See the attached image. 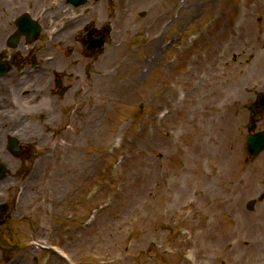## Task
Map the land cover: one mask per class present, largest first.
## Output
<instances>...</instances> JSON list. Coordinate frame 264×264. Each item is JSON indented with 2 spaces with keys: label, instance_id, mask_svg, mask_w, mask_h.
<instances>
[{
  "label": "rangeland",
  "instance_id": "obj_1",
  "mask_svg": "<svg viewBox=\"0 0 264 264\" xmlns=\"http://www.w3.org/2000/svg\"><path fill=\"white\" fill-rule=\"evenodd\" d=\"M111 15L93 18L112 26L101 51L44 65L68 90L14 136L38 141L29 164L2 120L0 264H264V199L246 208L264 151L244 148L264 0H113Z\"/></svg>",
  "mask_w": 264,
  "mask_h": 264
},
{
  "label": "flooded vegetation",
  "instance_id": "obj_2",
  "mask_svg": "<svg viewBox=\"0 0 264 264\" xmlns=\"http://www.w3.org/2000/svg\"><path fill=\"white\" fill-rule=\"evenodd\" d=\"M80 1L0 0V67L4 65L7 68V71L0 73V82H4L10 90L5 93L0 88V98L4 93L8 97L5 108L0 104V113L4 108L15 114L12 118L20 116V119H15L14 122H25L27 115L33 111H37V114L46 112L44 102L47 99L42 98L48 96L51 89L53 92L68 90V87L64 86V73L59 71V75L56 72L51 77L49 70L44 66L46 63L56 69L68 66L74 68L80 63L82 48L97 52L95 49H88V39L96 37L107 23L103 24L102 20L95 22L93 18L112 16L113 0H85L84 4ZM18 20H21V24L27 22L29 25L37 22L41 28L35 37L23 33L15 38L19 28ZM29 36L31 39H28ZM107 38L106 34L105 41ZM60 53H67L71 57L70 61L63 59ZM55 81L58 88L55 87ZM260 93L262 92H255L251 101L254 132L264 130V108H259L255 102ZM1 125L2 116L0 129ZM37 142L27 141L25 144H19L21 156L30 158V149L36 146Z\"/></svg>",
  "mask_w": 264,
  "mask_h": 264
},
{
  "label": "bare ground",
  "instance_id": "obj_3",
  "mask_svg": "<svg viewBox=\"0 0 264 264\" xmlns=\"http://www.w3.org/2000/svg\"><path fill=\"white\" fill-rule=\"evenodd\" d=\"M246 28H247V30L245 31L244 34L246 36H249V34H251L250 29H249V27H246ZM156 47H159V46L156 45ZM0 88H2L3 91H5V93L10 91L8 86L4 82H0ZM5 93H4V96H2L0 98V104L2 105V107L6 106L7 102H8V97L5 95ZM7 95H9V93ZM4 108H3L2 112L0 113V116H3L2 118H4L2 120H8V122H9V119H13V121L11 120L9 124H10L11 127H13L14 131L11 129L9 133H11L12 135L13 134L14 135H16V134H21L22 135L25 132V129L27 128L26 125H25L26 121L25 122H14L15 118H12L11 115L9 116L10 113L7 112ZM3 111H5V112H3ZM6 118H8V119H6ZM3 143H4V139L0 142V145H2ZM8 159H11V156L7 152H4V153L1 152L0 153V161H3L6 164V166L8 168H10L9 165L11 166L13 163H10V161ZM27 162L29 164V160ZM23 164H22V166H23ZM33 167H34V165H33ZM33 167L32 168H29V167L27 168V173H26L27 175L31 174V172L33 171ZM15 170H16V168H15ZM10 173H11V168H10ZM237 246H238V244L235 243L234 246L230 247L228 251L231 252V251L235 250L237 248Z\"/></svg>",
  "mask_w": 264,
  "mask_h": 264
},
{
  "label": "water",
  "instance_id": "obj_4",
  "mask_svg": "<svg viewBox=\"0 0 264 264\" xmlns=\"http://www.w3.org/2000/svg\"><path fill=\"white\" fill-rule=\"evenodd\" d=\"M92 44L97 46V47H101L103 44V38H100L99 40H94L92 41ZM261 101L264 102V96L260 97ZM15 139H10L9 143H8V148L16 153L15 150ZM245 146H246V150L250 155H255L257 154L263 147H264V133H258L256 135H249L246 138L245 141ZM5 173V166L3 164L0 163V178L4 176ZM253 206V200L249 201L247 204V207L249 209H251Z\"/></svg>",
  "mask_w": 264,
  "mask_h": 264
}]
</instances>
